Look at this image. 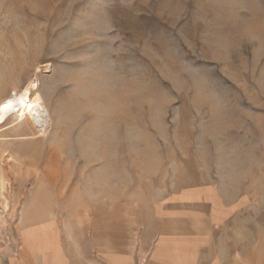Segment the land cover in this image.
<instances>
[{
  "label": "rangeland",
  "instance_id": "1",
  "mask_svg": "<svg viewBox=\"0 0 264 264\" xmlns=\"http://www.w3.org/2000/svg\"><path fill=\"white\" fill-rule=\"evenodd\" d=\"M31 78L48 118L0 132V229L139 244L168 193L217 186L264 247V0H0V99Z\"/></svg>",
  "mask_w": 264,
  "mask_h": 264
},
{
  "label": "crops",
  "instance_id": "2",
  "mask_svg": "<svg viewBox=\"0 0 264 264\" xmlns=\"http://www.w3.org/2000/svg\"><path fill=\"white\" fill-rule=\"evenodd\" d=\"M223 194L217 186L168 193L139 244L133 228L70 235L53 220L28 223L21 214L0 229V264H264V247H252L237 226L238 199Z\"/></svg>",
  "mask_w": 264,
  "mask_h": 264
},
{
  "label": "bare ground",
  "instance_id": "3",
  "mask_svg": "<svg viewBox=\"0 0 264 264\" xmlns=\"http://www.w3.org/2000/svg\"><path fill=\"white\" fill-rule=\"evenodd\" d=\"M37 68L35 67L36 72L39 70ZM9 75L10 73L8 74V78ZM19 85V82L15 83L14 81L13 84H10L5 95L0 99V104H5L9 101L13 104L11 110L0 112V132L19 124L41 125L48 118V107L44 102L42 94L36 88L35 80L31 78L21 87ZM0 140L1 142L6 141L8 137H0ZM3 152V156L8 157L6 150H3ZM2 181L3 179L0 174V182Z\"/></svg>",
  "mask_w": 264,
  "mask_h": 264
},
{
  "label": "snow or ice",
  "instance_id": "4",
  "mask_svg": "<svg viewBox=\"0 0 264 264\" xmlns=\"http://www.w3.org/2000/svg\"><path fill=\"white\" fill-rule=\"evenodd\" d=\"M12 107H13V104L11 101L5 104H0V112H3L4 110H11Z\"/></svg>",
  "mask_w": 264,
  "mask_h": 264
}]
</instances>
